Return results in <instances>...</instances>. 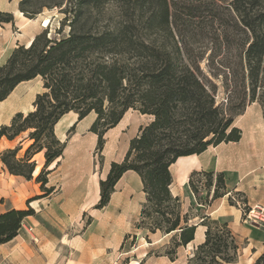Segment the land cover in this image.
Masks as SVG:
<instances>
[{
    "label": "trees",
    "instance_id": "1",
    "mask_svg": "<svg viewBox=\"0 0 264 264\" xmlns=\"http://www.w3.org/2000/svg\"><path fill=\"white\" fill-rule=\"evenodd\" d=\"M229 1L234 27L244 35L231 40L240 51L236 69L228 68L221 76L202 68L201 57H193L173 35L171 22L180 11L196 15L199 6L194 0H21L19 8L30 19L45 7H60L65 16L56 32L65 26L69 32L53 38L46 28L29 46L15 47L0 66V102L19 83L38 76L44 88L37 94L33 110L16 113L10 124L0 128V138L14 140L26 133L25 139L31 141L22 154L23 140L0 153L7 170L33 179L37 166L34 157L43 151L45 163L36 181L48 195L54 190L46 186L48 168L66 147V141L55 133L63 115L74 111L80 121L91 112L96 114L90 131L97 135L100 164L106 133L128 110L151 115L152 120L130 140L123 160L112 161L107 176L100 180L95 208L108 206L119 179L133 170L141 177L146 194L135 227L151 234H172L165 251H151L147 256L176 260L178 248L195 239L200 224L206 228L205 238L194 246L184 264L236 262L241 244L229 223L209 215L201 216L199 224L191 222L189 213L183 214L180 197L170 188V167L179 157L200 154L222 142L239 141L242 130L234 126V120L253 102L261 105L264 115V0ZM110 7L112 12L108 13ZM13 20L12 13L0 10V23ZM220 76L226 94L223 101L217 100L219 84L215 78ZM72 130L74 127L69 132ZM201 174L208 176L205 203L198 196L199 184L193 181V176ZM189 186L198 203L208 205L226 194L233 203L223 172L193 171ZM235 194L245 202L242 193ZM34 213L32 208H10L0 213V244L17 236L25 217ZM130 237L135 240L136 234H126L121 249ZM146 238L151 242L148 234ZM129 262L127 257L124 264ZM140 264H145V259ZM254 264H264V252Z\"/></svg>",
    "mask_w": 264,
    "mask_h": 264
},
{
    "label": "crops",
    "instance_id": "2",
    "mask_svg": "<svg viewBox=\"0 0 264 264\" xmlns=\"http://www.w3.org/2000/svg\"><path fill=\"white\" fill-rule=\"evenodd\" d=\"M20 1L0 0V10L10 12L14 16L13 22L0 23V66L7 61L15 47L19 44L29 45L43 30L41 20L37 17L30 19L21 12ZM13 28L17 29L16 33H13ZM43 90V79L40 76L19 83L9 96L0 102V128L10 124L16 113H28L33 110L34 100ZM95 119L96 114L91 112L79 121L78 114L71 111L63 115L55 125V133L61 141H66V147L63 155L48 168L50 173L46 186L54 188L48 195L44 194L40 183L36 181L45 163L43 151L34 157L36 168L40 167V171L36 172L35 168L34 178L31 180L11 174L0 159V213L10 208L28 209L29 206L35 211L33 215L25 217L17 236L0 244V264L116 263L113 260L115 252L120 249L125 235L130 233V228L125 226L123 221L137 215L146 200L143 183L137 172H125L111 195L107 211L117 212L121 221L114 225L113 230L119 233L117 232L112 240L93 235L88 225L80 235L69 236L61 232H66L72 221L99 201L100 180L107 176L111 162L123 160L130 140L138 134L142 125L152 120V116L130 109L120 122L106 133H113L118 137L121 141V152L105 161L101 177L95 176L97 135L90 131ZM234 126L242 130L239 141L222 142L209 146L200 154L179 157L170 167L173 175L170 188L173 195L180 197L183 211L188 212L196 204L203 215L227 221L230 227L235 229L237 236L246 238L251 251L244 264H254L257 257L264 252V223L248 225L241 221L242 209L229 202V194L212 200L207 206L198 203L189 186L193 171L223 172L227 191L242 193L246 206H260L264 211V115L261 105L258 102L247 105L245 111L235 118ZM72 127L74 130L69 132ZM25 137L19 136L14 140L1 137L0 153L7 148L16 147L22 140L21 151L25 150L31 143ZM180 176H184L182 181ZM33 190L37 192L33 193ZM39 190L41 193L37 194ZM36 195V200H31ZM199 222L200 218L195 223ZM205 229V226L198 225L195 239L187 245V254L204 240ZM132 251L123 253L128 255ZM147 253L139 260L131 259L129 264H140L143 259L145 264L180 263L178 257L172 261L167 256H147ZM185 262L183 259L181 264Z\"/></svg>",
    "mask_w": 264,
    "mask_h": 264
},
{
    "label": "rangeland",
    "instance_id": "3",
    "mask_svg": "<svg viewBox=\"0 0 264 264\" xmlns=\"http://www.w3.org/2000/svg\"><path fill=\"white\" fill-rule=\"evenodd\" d=\"M196 6H199V10L196 15L191 16L187 14V11H180L177 17L172 19L171 29L175 38L182 44V46L187 48L193 57L200 58V64L202 68L206 71H212L214 73H221L225 75L227 71L226 69L230 68V70H235L237 67L238 59H239V49L235 44H232L231 40H239L240 34L242 35V31L240 32L234 27L235 19L234 12L230 8V1L225 0L224 2L214 1V0H194ZM112 12V7L109 8L108 13ZM65 14L61 11L60 7L47 8L45 7L36 17L41 20V23L45 18H50L49 26L47 27L48 35L53 38H61L65 36L69 32V27L65 26L64 29L57 33L56 31L59 29L62 19ZM46 28L43 27V30ZM42 30V31H43ZM13 33H16L17 29H12ZM41 31V32H42ZM244 35V34H243ZM156 36L158 38L161 37L160 33H157ZM213 61V62H212ZM215 78L217 83L219 84V92L217 95L218 101H223L225 97V91L222 87L223 77ZM44 91V90H43ZM26 136V133L22 134L21 137ZM106 144L103 149V163H99V154L96 153L95 147V176L101 175L104 172L105 161L110 160L114 155H118L121 152V141L118 140V137L113 135V133H108L105 135ZM97 145V143H96ZM24 152L21 151L20 154ZM40 171V167L38 172ZM106 177V176H105ZM208 179L207 175H195L193 176V181L199 184V194L198 196L201 198V202L205 203V195L206 189L204 184ZM215 176L213 177V181H215ZM15 186L17 183H14ZM42 190V189H41ZM54 191V190H53ZM37 192L36 190L32 191ZM41 191L39 190L40 194ZM36 197H32L31 200H36ZM233 203L242 209L241 221L245 222L248 225L258 224L259 222L264 223V211L261 214L263 219L255 218L253 214L250 216L244 215V212H248L251 210L248 206L245 205L242 198L232 192ZM99 202V201H98ZM95 203L92 207H90L86 213L77 217L74 221L71 222V227H68L66 232H61L68 234L69 236L80 235L83 233V228L90 226L92 230L91 233L93 235H99L106 239H113V236L119 231H114V225L117 222H121L119 218V214L117 212H108L107 206L103 209H96ZM239 203V204H238ZM207 206V204H204ZM182 207V206H181ZM32 208V207H28ZM38 208V207H37ZM142 208V207H141ZM199 206L195 204V206L191 207L188 212L183 211V214L189 213L191 217V222L199 221V218L203 215L201 210H198ZM253 208V207H252ZM33 209V208H32ZM35 212V211H34ZM141 212V209H140ZM140 212L137 215H133L129 217L127 220H124L123 223L125 226L130 228L131 235L136 234V239L133 237L128 238L126 241L124 249L117 250L115 252V264H124V260L129 257L131 259H141L144 258V254L147 252H163L167 248L166 246L169 244V241L172 237V234L164 236L161 232H157L155 234L149 233L147 230L139 231L135 227V223L139 220ZM254 214H257V210ZM213 219V216H211ZM221 220V219H219ZM225 221V220H222ZM109 225V226H108ZM232 229V228H231ZM143 230V229H141ZM234 233L237 232L235 229H232ZM149 235L151 242H148L146 235ZM65 235V234H64ZM64 237V236H63ZM241 249L238 260L235 264H244L245 260H247L250 255V247L248 241L243 236H238ZM135 243L131 248V244ZM194 244V243H193ZM100 245V244H99ZM133 250L128 255L123 252H127L126 250ZM113 253V252H112ZM190 254V253H189ZM155 256V255H151ZM177 257L180 259L179 262H175L173 264H181L183 259H187V246L185 249L183 247L178 248ZM137 264V262L133 263Z\"/></svg>",
    "mask_w": 264,
    "mask_h": 264
},
{
    "label": "built area",
    "instance_id": "4",
    "mask_svg": "<svg viewBox=\"0 0 264 264\" xmlns=\"http://www.w3.org/2000/svg\"><path fill=\"white\" fill-rule=\"evenodd\" d=\"M256 210H257V214H254L256 212ZM262 213H263V208H261L260 206H256V207L251 208V210H249L248 212H244V215L251 217V215L253 214V216L255 218L263 219L261 216ZM30 229H32V228H30Z\"/></svg>",
    "mask_w": 264,
    "mask_h": 264
},
{
    "label": "water",
    "instance_id": "5",
    "mask_svg": "<svg viewBox=\"0 0 264 264\" xmlns=\"http://www.w3.org/2000/svg\"><path fill=\"white\" fill-rule=\"evenodd\" d=\"M50 23V18H45L42 22V26L47 28L49 26Z\"/></svg>",
    "mask_w": 264,
    "mask_h": 264
},
{
    "label": "bare ground",
    "instance_id": "6",
    "mask_svg": "<svg viewBox=\"0 0 264 264\" xmlns=\"http://www.w3.org/2000/svg\"><path fill=\"white\" fill-rule=\"evenodd\" d=\"M29 45H30V44H29ZM29 45H28V46H29ZM193 160H194V159H193ZM180 168H181V167H180ZM38 170H39V167H37V168H36V172H38ZM184 170H185V169H184ZM181 172H182V171H181ZM36 174H37V173H36ZM178 174H179V173H178ZM183 177H184V176H183ZM183 177H182V176H180V181H182V180H183ZM197 238H198V237H197ZM138 264H139V263H138Z\"/></svg>",
    "mask_w": 264,
    "mask_h": 264
}]
</instances>
